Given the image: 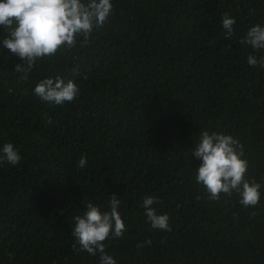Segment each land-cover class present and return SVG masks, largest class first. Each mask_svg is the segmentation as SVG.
I'll use <instances>...</instances> for the list:
<instances>
[{
	"label": "trees",
	"instance_id": "obj_1",
	"mask_svg": "<svg viewBox=\"0 0 264 264\" xmlns=\"http://www.w3.org/2000/svg\"><path fill=\"white\" fill-rule=\"evenodd\" d=\"M112 3L86 45L39 63L27 80L0 27V148L13 143L22 157L0 165V264H99L73 251L72 217L88 202L108 211L113 194L128 228L108 241L117 264H264V68L247 63L264 50L239 43L264 26V0ZM225 12L236 20L231 39ZM55 76L80 88L62 107L33 94ZM204 130L243 145L246 176L262 184L255 208L236 193L209 200L196 183ZM152 195L171 231L147 222L141 204Z\"/></svg>",
	"mask_w": 264,
	"mask_h": 264
},
{
	"label": "clouds",
	"instance_id": "obj_2",
	"mask_svg": "<svg viewBox=\"0 0 264 264\" xmlns=\"http://www.w3.org/2000/svg\"><path fill=\"white\" fill-rule=\"evenodd\" d=\"M113 9L112 0H0V27L4 33L2 47L22 61L15 66V72L23 74L19 79L27 80L39 63L56 57L58 53L71 52L78 44L81 47L86 45L94 30L109 22ZM221 19L225 38L231 39L236 20L228 12L223 13ZM239 43L256 51L264 50V26L251 27ZM247 63L251 67L264 68V56L249 55ZM33 94L50 106L62 107L80 95V88L71 79L46 77L38 81ZM46 123L52 124V120L49 118ZM195 144L192 155L201 162L195 180L205 188L207 198L219 202L222 194L231 197L236 193L244 208H255L261 199L262 184L254 178H247L249 162L244 158L240 141L232 135L204 130ZM21 159L20 150L13 143L6 142L0 148V165L15 167ZM87 162L86 155L82 154L78 167L83 169ZM108 203L109 210L102 211L100 206L88 202L83 214L72 217L75 221L71 230L75 240L73 251L98 256L99 264H117L106 251L108 241L121 239L128 231L119 211L120 199L113 194ZM158 203L161 201L156 196H145L141 204L143 214L152 229L171 231L170 217L158 214L154 208ZM151 243L146 239L136 247L140 249Z\"/></svg>",
	"mask_w": 264,
	"mask_h": 264
}]
</instances>
